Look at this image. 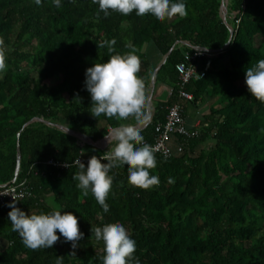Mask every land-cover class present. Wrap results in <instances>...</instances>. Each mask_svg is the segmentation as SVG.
Returning <instances> with one entry per match:
<instances>
[{
	"label": "trees",
	"instance_id": "16d2710c",
	"mask_svg": "<svg viewBox=\"0 0 264 264\" xmlns=\"http://www.w3.org/2000/svg\"><path fill=\"white\" fill-rule=\"evenodd\" d=\"M224 1L185 0L186 17L159 22L135 12H111L107 18L101 12L97 18L99 6L92 0H63L59 8L52 0H0L6 64L0 71V187L15 180L19 144L16 181L27 180L33 196L16 206L26 214L72 212L84 234L76 242L61 237L51 249H31L12 230L11 209L0 205V264H56L57 257L63 264H101L103 244L91 227L117 222L136 241L140 264H264V102L245 85L246 68L264 59V0H229L226 22ZM229 26L235 35L226 49ZM113 40L118 53L135 49L138 75L152 95L154 116L141 132L145 142L155 143L156 127L166 123L176 104L183 108L186 129L197 136L174 134L173 155L155 154L157 167L150 174L160 183L150 189L131 186L127 167H114L105 213L91 192L77 187L73 175L79 167L73 164L109 150L82 145L45 123L24 126L43 119L101 146L112 128L130 123L93 117L84 87L86 69L109 59ZM172 49L152 91L156 69ZM194 49L223 54L202 59L206 76L187 84L193 100H182L177 66ZM164 90L173 94L162 98ZM189 107H207L198 127L189 126ZM50 160L72 166L62 170L48 165Z\"/></svg>",
	"mask_w": 264,
	"mask_h": 264
},
{
	"label": "clouds",
	"instance_id": "9594fccd",
	"mask_svg": "<svg viewBox=\"0 0 264 264\" xmlns=\"http://www.w3.org/2000/svg\"><path fill=\"white\" fill-rule=\"evenodd\" d=\"M62 2L52 0L57 8L62 6ZM36 3L39 4L40 0H36ZM92 3L99 6L97 18L101 12L105 18L111 12L123 16L135 12L138 17L147 15L164 22L176 16L188 15L185 0H92ZM114 44L115 40L108 45L110 56L106 62L95 63L86 69L84 87L91 97L93 117L104 115L118 121L131 122L112 128L104 136L109 145L107 154L91 156L87 166L80 160L76 161L79 171L73 175V179L78 182L77 187L85 195L91 192L105 213L110 210L106 198L112 189L114 177L110 172L114 167H127L128 183L131 186L147 190L160 183L157 175L150 174V170L157 167L155 149L145 142L141 134L151 118L145 81L138 75L141 60L134 48L121 54L112 47ZM5 67V49L0 46V71ZM245 85L252 97L264 102V59L246 68ZM168 183H174V179L169 178ZM6 206L11 209L8 218L12 230L19 234L26 247L51 249L61 237L66 242L84 238L78 227V219L72 212L54 209L47 213L26 214L15 202ZM91 233L97 242L103 244L101 264H140L134 255L136 241L123 224L117 222L103 227H91ZM72 246L75 248L76 244ZM56 264H63V257H57Z\"/></svg>",
	"mask_w": 264,
	"mask_h": 264
},
{
	"label": "built area",
	"instance_id": "2783aa9c",
	"mask_svg": "<svg viewBox=\"0 0 264 264\" xmlns=\"http://www.w3.org/2000/svg\"><path fill=\"white\" fill-rule=\"evenodd\" d=\"M205 50L194 49L193 54H185L184 61L177 66L181 86L178 95L179 99L188 101L193 100V96L186 92L184 88L192 80H201L205 78L206 72L202 69V59H215L223 54V52ZM172 94L173 91L168 92L169 96ZM156 134V141L152 146L155 149V154L164 158H170L173 155L174 144L172 142V136L174 134L184 138H194L197 136V133H191L186 129L185 120L183 118V108L179 104H176L169 110L166 123L156 127ZM178 152H183L182 146H178ZM89 159L90 158L85 159L81 156L76 161L80 160L87 165ZM76 161L73 165H77ZM47 164L62 170H67L72 166L70 164L59 163L55 160H50ZM32 196L33 192L27 180H24L21 183L14 181L12 184L0 187L1 206H6L13 202L17 204L31 198Z\"/></svg>",
	"mask_w": 264,
	"mask_h": 264
},
{
	"label": "water",
	"instance_id": "95a60500",
	"mask_svg": "<svg viewBox=\"0 0 264 264\" xmlns=\"http://www.w3.org/2000/svg\"><path fill=\"white\" fill-rule=\"evenodd\" d=\"M228 2H229V0H225V1L223 2V4H222V7H221V18H222L225 22H226V20H227V19H226V16H227L226 14H227V10H228ZM229 29H230V33H231V35H230V40H229V42H228V44H227V46H226V49H228V48L231 46V43L233 42V40H234V35H235V31H234V29H233L231 26H229ZM172 52H173V49H172V50L169 52V54H168V55H167V56L161 61V63L159 64L158 68L156 69L154 79H153L152 84H151V86H150V89H152V91H153L154 88H155V84H156V81H157V75H158V72H159L160 68L165 64V62H166L168 56H169ZM149 106H150V109H151V110H149V112H150V117H151V118H150V121H149L148 124L151 123V121H152V119H153V116H154V110L152 109V107H153V103H152V95H150V97H149ZM37 122L45 123L46 125L56 127L57 129H59V130L65 132L66 134L71 135V136L77 138V139L81 142L82 145H91V146H94V147H97V148H100V149H103V150H105L106 147L108 146V144H107L106 141H104L103 145L99 146L98 144L94 143L90 138H88L87 136H85V135H83V134H81V133H79V132H76V131H74V130L69 129L68 127H64V126H61V125H53V124H51L50 122H47V121H45V120H43V119H39V118H35V119H33L32 121H30L29 123H27V124L24 126V128H27L28 126H30V125H32V124H34V123H37ZM148 124H147V125H148ZM17 157H18V166H17L16 177H15V180H14V181L17 180V178H18V176H19V174H20V166H21V160H22V153H21L20 145H19V144H18V156H17ZM14 181H13V182H14Z\"/></svg>",
	"mask_w": 264,
	"mask_h": 264
},
{
	"label": "crops",
	"instance_id": "0c3cea01",
	"mask_svg": "<svg viewBox=\"0 0 264 264\" xmlns=\"http://www.w3.org/2000/svg\"><path fill=\"white\" fill-rule=\"evenodd\" d=\"M165 97H167V91H165L162 94V98H165ZM206 109L207 107H203L201 110L198 111L194 107H189L187 115H189L188 118L191 119V121L189 122L190 127H198L201 124V119L199 118V114H203L206 111Z\"/></svg>",
	"mask_w": 264,
	"mask_h": 264
},
{
	"label": "rangeland",
	"instance_id": "374dc122",
	"mask_svg": "<svg viewBox=\"0 0 264 264\" xmlns=\"http://www.w3.org/2000/svg\"><path fill=\"white\" fill-rule=\"evenodd\" d=\"M227 15V14H226ZM168 93V92H167ZM210 143V142H209ZM209 143L207 144V145H209ZM105 150H109V145H108V147H106V149Z\"/></svg>",
	"mask_w": 264,
	"mask_h": 264
}]
</instances>
